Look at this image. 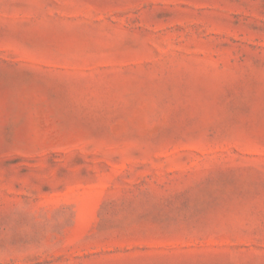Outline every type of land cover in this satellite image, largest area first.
Instances as JSON below:
<instances>
[{
    "label": "rangeland",
    "instance_id": "1",
    "mask_svg": "<svg viewBox=\"0 0 264 264\" xmlns=\"http://www.w3.org/2000/svg\"><path fill=\"white\" fill-rule=\"evenodd\" d=\"M0 264H264V0H0Z\"/></svg>",
    "mask_w": 264,
    "mask_h": 264
}]
</instances>
